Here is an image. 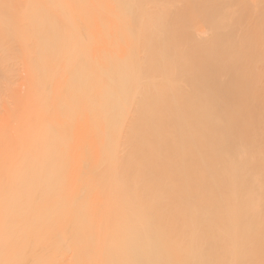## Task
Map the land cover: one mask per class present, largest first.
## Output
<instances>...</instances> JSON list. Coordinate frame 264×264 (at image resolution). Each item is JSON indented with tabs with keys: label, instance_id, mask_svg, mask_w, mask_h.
<instances>
[{
	"label": "bare ground",
	"instance_id": "6f19581e",
	"mask_svg": "<svg viewBox=\"0 0 264 264\" xmlns=\"http://www.w3.org/2000/svg\"><path fill=\"white\" fill-rule=\"evenodd\" d=\"M0 264H264V0H0Z\"/></svg>",
	"mask_w": 264,
	"mask_h": 264
}]
</instances>
